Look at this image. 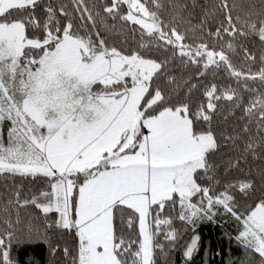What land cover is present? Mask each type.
Segmentation results:
<instances>
[{
  "label": "snow or ice",
  "instance_id": "obj_1",
  "mask_svg": "<svg viewBox=\"0 0 264 264\" xmlns=\"http://www.w3.org/2000/svg\"><path fill=\"white\" fill-rule=\"evenodd\" d=\"M206 222L264 264V0H0V264H210Z\"/></svg>",
  "mask_w": 264,
  "mask_h": 264
},
{
  "label": "trees",
  "instance_id": "obj_2",
  "mask_svg": "<svg viewBox=\"0 0 264 264\" xmlns=\"http://www.w3.org/2000/svg\"><path fill=\"white\" fill-rule=\"evenodd\" d=\"M199 230L204 246L209 249L210 264H219L220 257L215 253L221 248L227 251L230 242L225 236V232L231 231V227L229 225L222 226L220 222H206L200 225ZM177 259H179V254H177ZM202 259L203 251L197 256L196 264H202Z\"/></svg>",
  "mask_w": 264,
  "mask_h": 264
}]
</instances>
